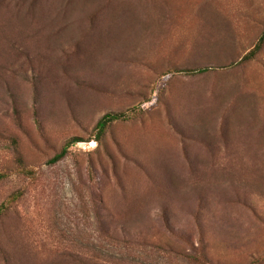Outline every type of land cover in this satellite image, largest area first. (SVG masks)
Listing matches in <instances>:
<instances>
[{"label":"rangeland","instance_id":"1","mask_svg":"<svg viewBox=\"0 0 264 264\" xmlns=\"http://www.w3.org/2000/svg\"><path fill=\"white\" fill-rule=\"evenodd\" d=\"M263 31L264 0H0V264H264V47L230 66Z\"/></svg>","mask_w":264,"mask_h":264},{"label":"trees","instance_id":"2","mask_svg":"<svg viewBox=\"0 0 264 264\" xmlns=\"http://www.w3.org/2000/svg\"><path fill=\"white\" fill-rule=\"evenodd\" d=\"M264 47V31L261 35V37L259 38V40L257 41V43L255 44V46L253 47V49L251 51H249L242 59H240L238 62H234L233 64H231V67H234L235 65H241L245 62L251 61L253 59L256 58V56L258 55V53L262 50V48ZM216 69H210V68H205L202 69L201 71L196 70V68H183V69H179V68H175L173 71L169 72V75L171 73H176L177 75H186L187 73H193L194 75H198V74H206V73H210L211 71H215ZM13 100L12 102L17 105V98L16 96H12ZM18 119V118H16ZM128 119V115L124 112L121 113H116V114H112V113H106L96 124L95 128H94V134L96 136V140L98 142H101V140L104 139L105 135L107 134V132L109 131L110 127L117 122H121V121H126ZM84 140L78 137H74L69 139L66 144H64V146L62 147L61 151L55 155V157L50 161L51 164H57L59 162H61L62 160H64L71 148L79 143H83ZM17 145V144H16ZM25 174L26 175H31V172L25 170ZM7 177V174H1L0 173V181L5 180ZM5 209V206H0V216L3 215V211Z\"/></svg>","mask_w":264,"mask_h":264}]
</instances>
